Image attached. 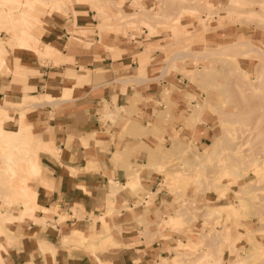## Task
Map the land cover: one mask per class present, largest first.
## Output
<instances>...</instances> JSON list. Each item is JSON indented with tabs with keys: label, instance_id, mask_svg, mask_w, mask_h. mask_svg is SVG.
<instances>
[{
	"label": "crops",
	"instance_id": "obj_1",
	"mask_svg": "<svg viewBox=\"0 0 264 264\" xmlns=\"http://www.w3.org/2000/svg\"><path fill=\"white\" fill-rule=\"evenodd\" d=\"M62 1L65 2L62 4ZM34 2L42 6L53 2L57 7H66V0ZM152 2L155 1L144 0L147 5ZM96 16V10L76 3L68 16L45 20L46 47L40 48V55L47 58L20 53L19 62L15 63L7 57L8 70L0 74L2 105L4 102L12 108L19 105L27 112L24 118L30 125L18 130H6L2 125L1 140H6V134L25 135L31 130L40 149V170L34 174L36 181L31 185L32 210L22 214L23 207L17 201L20 211L12 213L22 215L15 221L18 236L8 243L7 251L1 253L0 264H153L169 252L173 239L178 237V233L171 230L174 226L165 219L167 209L162 198L158 197L150 207L146 205L149 197L146 193L149 190L152 195L157 193L154 189L161 184L160 174L156 176L155 172L136 169L134 162L147 165L151 151L150 159L154 162L158 155L154 150L162 141L169 144L170 133L177 128L173 143L181 137L194 138L197 144L206 143L210 126L198 122L187 128L191 114L189 105L194 104L193 90L179 74H169L170 65L162 74L167 65L165 51H147L157 40L154 43L144 40L147 45H141L132 34L102 35L96 28L99 24ZM128 22L131 26L137 23L134 19ZM30 23L22 32H15L12 41L21 50L36 51L39 39L30 32ZM172 27L176 38L186 36L189 31ZM84 30L90 38L80 41ZM154 30L151 26L149 34ZM244 33L249 32L237 26L221 30L222 35L231 37ZM251 35L253 40L259 37L258 32ZM105 102L109 110L124 109L118 115L117 126L110 119L112 115L104 107ZM13 110L18 114L17 108ZM166 111L170 113V122H162L157 117L158 113ZM127 122L136 130L126 128ZM202 122L206 123L204 118ZM34 127L40 135L34 133ZM129 131L140 136L130 137ZM22 149L24 147L2 149L3 166L10 154L15 166L24 165L26 160L29 172L30 160L22 156ZM16 152L21 156L15 155ZM15 166L11 165L13 171ZM18 184L17 189L30 191L28 181ZM141 186L142 191L132 189ZM142 199L138 207L136 201ZM121 205L133 212L122 207L120 213L110 215V210ZM55 206L66 213L63 221H60V213L52 216L38 210ZM93 215H105L110 228L122 230L113 232V242L118 247L92 254L77 247L80 245L73 240L74 231L85 237L92 236L96 230L102 231L99 220L92 226ZM161 220L169 230L155 228L163 225ZM90 225L92 233L89 234L85 230ZM161 233L170 237L165 239ZM154 234L156 239L152 241ZM14 240L18 245L12 248ZM223 257L224 253L220 259Z\"/></svg>",
	"mask_w": 264,
	"mask_h": 264
},
{
	"label": "rangeland",
	"instance_id": "obj_2",
	"mask_svg": "<svg viewBox=\"0 0 264 264\" xmlns=\"http://www.w3.org/2000/svg\"><path fill=\"white\" fill-rule=\"evenodd\" d=\"M154 1L147 5L144 0H134L133 5L129 6L131 0H66V7H57L53 2L42 6L34 0L30 2L0 0V74L8 70L7 57L14 59L15 63L19 62L20 53L37 54L41 59L47 58L40 55V51L46 47L43 22L51 18L68 16L76 3L86 4L96 10V18L99 21L96 28L102 35L132 34L141 45L157 40L156 46L153 44V47L147 48L148 53L156 49L165 51L166 66L170 65L169 74H179V78L186 80L187 85L193 90L194 103L198 104V107L189 105L191 114L187 119V128H191L199 121L198 124L210 126L211 133L206 143L197 144L194 138L187 137H181L173 143V135L179 130L177 128L172 131L173 134L170 133L169 144L162 141L161 146L154 150L158 154L154 162L150 159L152 151L147 165L134 162L136 169L155 172L156 176L160 174L158 181L161 184H157L154 189L157 193L152 195L150 190L146 193L149 195L146 205L150 207L154 200L161 197L167 209L165 219L169 220V225L174 226L171 230L178 233V237L173 239L172 245L169 246V252L155 260L153 264H235L236 258L240 256L245 259L237 264H259L260 261H264V54L261 53L264 52V0ZM164 1L167 2L166 5L162 4ZM64 2L62 1V4ZM231 4L237 6L236 10L219 15L218 11ZM203 16L207 19L204 20ZM132 19L137 21L134 26L128 24ZM143 19L149 22L144 23ZM27 23L31 25L30 32L39 39L36 51L21 50L20 46L12 41L13 34L22 32ZM151 26L155 30L149 34ZM172 26L189 31L186 36L176 38L173 36L175 31L172 30ZM231 26H237L241 31L249 33L237 37L221 34V30ZM74 30L76 28L72 31ZM87 32L84 30L80 41L89 40L90 35ZM252 32H258L259 37L256 40L251 39ZM87 45L90 46V43ZM225 45H231L226 47L227 55L217 54L216 51L223 49ZM253 46L256 49L252 48ZM242 49H248V52L246 50L242 52ZM174 58L176 59L172 61ZM2 102L0 100V128L2 125L6 130L30 127L24 118L27 112L19 105H13L12 108L11 104L4 102L2 105ZM167 103L170 108V102ZM104 107L112 115L110 119L117 126L118 115L124 109L109 110L107 102L104 103ZM15 108L18 109V114L13 110ZM193 109H196L200 120L196 121L197 116L193 114ZM105 116L107 117V113ZM157 117L162 122L171 121L170 113L167 111L158 113ZM203 118L206 123L202 122ZM232 118L241 120L233 123ZM245 124L258 125L255 132H250L246 136V139H249V144H245L249 156L241 158L239 149L235 147L243 142L239 141L240 138L233 137L229 131L237 129L238 135L240 127H245ZM127 127L136 130L129 122L126 124ZM33 130L36 135H40L36 127ZM128 133L130 137L140 136L131 131ZM25 135L6 134L4 141L0 138V168L4 165L2 149L15 150L16 147H24L22 156L27 157L30 162H35L36 172L40 170L38 166L40 149L36 136L31 130ZM208 149L210 150L206 155L210 157L207 159H198L195 155H202L203 151ZM21 154L15 153L20 156ZM13 162L11 161V165L15 166ZM130 165L129 163V167ZM26 166L25 160L24 165L15 166L16 170L9 176L19 183V186L27 179L32 199L31 185L34 186L36 179L34 174L28 172ZM251 182L254 186L257 185L258 189H252L248 193L240 190L243 185ZM120 186L123 189L122 185ZM132 189L143 190L142 186ZM143 200L136 201L137 206ZM32 204L33 199L30 205ZM9 206L0 199V210L20 211L18 204ZM122 207L133 212L128 206L121 205L110 210V215L120 213ZM59 209V206L48 210L38 208L52 216L60 213V221H63L66 213ZM229 213L232 215L231 221L227 218ZM97 220L100 221L102 231L96 230L90 237H85L82 233H72L73 240L80 245L77 247L84 248L91 254L108 252L118 247L119 245L113 242V232L115 230L122 232L121 229L110 228L105 215L97 217L93 215L91 225L94 226ZM161 222L163 225H156L155 228L167 230L164 220ZM16 223L11 222L6 229L0 225V255L7 251L8 243L18 236ZM91 225L85 230L89 234L92 233ZM247 231L253 232L255 244L247 240ZM144 234L147 236V233ZM162 235L164 233L160 234ZM167 237L170 236L165 234L164 238ZM214 237L219 238V243L211 245ZM155 239L154 234L152 241ZM190 239L197 241L194 247H191ZM14 241L11 242L12 248L18 243ZM184 242L187 246L179 247L184 245ZM223 253L224 257L220 259Z\"/></svg>",
	"mask_w": 264,
	"mask_h": 264
},
{
	"label": "bare ground",
	"instance_id": "obj_3",
	"mask_svg": "<svg viewBox=\"0 0 264 264\" xmlns=\"http://www.w3.org/2000/svg\"><path fill=\"white\" fill-rule=\"evenodd\" d=\"M236 7L237 6H234L233 4H231V5H228L227 7H225V9L224 10H221V11H218V13H219V15H224V14H226V13H228L229 11H231V10H233V9H235L236 10ZM204 17V16H203ZM207 18L206 17H204V20H206ZM206 25V24H205ZM243 45V44H242ZM229 46H231V45H225L224 47H223V49L221 48V50H218V51H216V53L217 54H226L227 53V49H226V47H229ZM255 46H253L252 48H254ZM244 49V48H243ZM242 49V50H243ZM249 49V48H248ZM247 49V50H248ZM254 49H256V47L254 48ZM253 49V50H254ZM246 50V49H245ZM245 50H243L242 52H244ZM246 50V52H248ZM250 50V49H249ZM262 54H264V52H261ZM227 55V54H226ZM168 68V66H165V69H163V72H162V74H164L165 72H166V69ZM235 86H237V85H235ZM238 89V88H237ZM243 91V90H242ZM244 103V102H243ZM245 104H247V103H245ZM255 104V103H254ZM198 104H196V103H194L193 104V106H195V107H198L197 106ZM250 105V104H249ZM255 105H258V104H255ZM264 109V108H263ZM262 109V110H263ZM195 110V111H194ZM193 114L194 115H196L197 117V119H196V121L197 120H200V117H199V115H197V112H196V109H193ZM262 116H263V114H261ZM234 119V120H233ZM241 120V118H237V120ZM257 119V118H256ZM264 119V118H263ZM235 118H232V121L231 122H236L237 121ZM195 121V122H196ZM259 121V120H258ZM199 122V121H198ZM238 122V121H237ZM242 123H243V121H241ZM256 122V121H255ZM262 122V121H261ZM257 123V122H256ZM260 124V123H259ZM258 125V124H257ZM257 125L256 124H245V127L244 126H241L240 127V135L238 134L237 135V133H236V131H237V129H232V130H230L229 132L231 133V135L233 136V137H235V138H240L239 139V141H242L243 143L242 144H239V145H237L236 147H235V149H239V151L238 152H240V156H241V158H245V157H247V156H249L248 154L249 153H247L246 151H247V146L245 145V144H249L248 143V141H249V139L247 140L246 139V136H247V134H250V132L252 133V132H255L254 130L257 128ZM247 131H249L248 133H246ZM259 133V132H258ZM241 138H243V140L241 139ZM247 140V141H246ZM252 145V144H251ZM254 145V144H253ZM252 145V146H253ZM256 146V145H255ZM259 147V146H258ZM249 148H251V147H249ZM262 148V147H261ZM260 148V149H261ZM170 149V148H169ZM210 149H208L207 151H203V154L202 155H199V154H195L196 156H198L197 158L198 159H207V157H210V156H207L206 155V152H208ZM249 151L248 152H250V149H248ZM199 156H202V158L201 157H199ZM7 160H6V165L5 166H3L2 168H0V199H2V201H4V202H6L7 204H9L10 206L11 205H14V204H16L17 203V199L19 198L20 199V201H18V202H20V204L22 205V214H25V213H27V212H30V210H32L31 209V205H30V198H31V195H30V193H29V191H27L26 189H22V188H20V189H17L16 188V182L15 181H13L12 179H11V177L9 176L10 174H12L14 171L11 169V157H10V154H8L7 155ZM253 158H255V157H253ZM257 166H259V165H257ZM256 166V167H257ZM28 169H29V172L31 173V174H35L36 173V164H35V162H30V164H29V167H28ZM13 171V172H12ZM246 171V170H245ZM12 172V173H11ZM247 172V171H246ZM248 173V172H247ZM243 176V175H242ZM241 176V177H242ZM28 180L27 179H25V182H27ZM257 186V185H256ZM256 186H254L253 184H252V182H251V184L250 183H246L245 185H243L242 187H241V189L240 190H242V191H244V192H251V190L252 189H258V187H256ZM118 190V188L117 189H115V191H114V193H116V191ZM113 192V191H112ZM20 205V206H21ZM22 217V215H18V214H15V213H12V212H10V211H2V210H0V225L2 226V228H4V229H6V228H8L9 227V225L11 224V222H15L16 220H18L19 218H21ZM228 220L229 221H231V219L230 218H232V215L229 213L228 214ZM76 233H78L77 231H74V233L73 234H76ZM254 234H253V232L252 231H247L246 232V238H247V240H249L251 243H253V244H255V242L256 241H254ZM219 238L218 237H214L212 240H211V245L213 244H218L219 243ZM248 241V242H249ZM189 243H190V245H191V247H194V245H196L197 244V241L195 240V239H190L189 240ZM258 244V243H257ZM185 246H187V244H186V242H184V245H179V247H185ZM257 247H259V246H257ZM236 249V248H235ZM260 249H261V247H260ZM253 254H254V251H253ZM239 255V254H238ZM96 256V255H95ZM96 259L98 260V262H99V258L98 257H96ZM245 259V257H237L236 258V261L234 262L235 264H237V263H241L243 260ZM260 263L261 264H264V261H260ZM259 263V264H260Z\"/></svg>",
	"mask_w": 264,
	"mask_h": 264
}]
</instances>
